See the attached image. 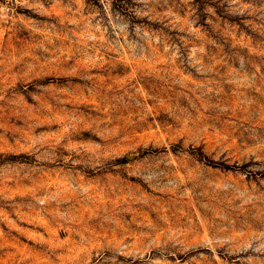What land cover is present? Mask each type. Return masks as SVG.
<instances>
[{
  "label": "rangeland",
  "instance_id": "1",
  "mask_svg": "<svg viewBox=\"0 0 264 264\" xmlns=\"http://www.w3.org/2000/svg\"><path fill=\"white\" fill-rule=\"evenodd\" d=\"M0 264H264V0H0Z\"/></svg>",
  "mask_w": 264,
  "mask_h": 264
}]
</instances>
